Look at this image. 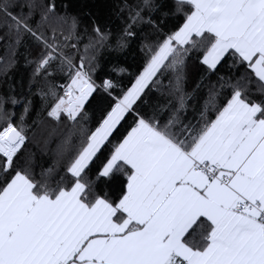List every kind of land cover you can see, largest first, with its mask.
Listing matches in <instances>:
<instances>
[{
	"label": "snow or ice",
	"instance_id": "obj_1",
	"mask_svg": "<svg viewBox=\"0 0 264 264\" xmlns=\"http://www.w3.org/2000/svg\"><path fill=\"white\" fill-rule=\"evenodd\" d=\"M0 50V264H264V0H0Z\"/></svg>",
	"mask_w": 264,
	"mask_h": 264
},
{
	"label": "trees",
	"instance_id": "obj_2",
	"mask_svg": "<svg viewBox=\"0 0 264 264\" xmlns=\"http://www.w3.org/2000/svg\"><path fill=\"white\" fill-rule=\"evenodd\" d=\"M107 2V0H89L90 5H98L103 7V5ZM86 19V18H85ZM4 53L0 50V56H3ZM118 54H111L109 59L112 60L113 63H119L123 65L125 63L123 57H119L117 59ZM107 62H105V67L107 68ZM15 78V77H14ZM38 106V104H37ZM17 112L22 111V106H17L15 109ZM35 117V110L33 111L31 117L28 119V124L35 130L36 135L34 140L28 144L29 150L34 154V159L37 165V171H39V167L42 165L47 167L52 163L54 159V149L59 141V135H53L50 139V142L46 145L45 140L48 139V134L51 131L52 127H54V122L52 124H46L41 127H36L32 125V119ZM60 130L58 129V132ZM29 136H32V132H29Z\"/></svg>",
	"mask_w": 264,
	"mask_h": 264
}]
</instances>
